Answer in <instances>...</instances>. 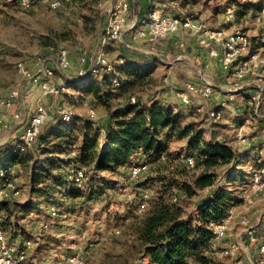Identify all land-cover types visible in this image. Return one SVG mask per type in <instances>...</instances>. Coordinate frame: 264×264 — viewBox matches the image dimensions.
Here are the masks:
<instances>
[{"label":"rangeland","instance_id":"374dc122","mask_svg":"<svg viewBox=\"0 0 264 264\" xmlns=\"http://www.w3.org/2000/svg\"><path fill=\"white\" fill-rule=\"evenodd\" d=\"M156 1L166 12H171L172 9L195 12V19L212 28L224 26L229 28V31L241 29L249 35L252 47L264 58V24L258 19L259 16L264 18V12L248 7L250 4L254 5L257 0H239L244 8H240V12L230 18L225 16L227 10L224 7L225 0H190L185 2V7H180L182 4H179L183 0H176L174 4L170 0ZM112 3L113 0H70L57 9H52L47 3L38 2L32 8L23 9L14 0H0V96H6L17 89L20 93L18 103L22 104L26 98L22 122L17 123L13 120L14 131L20 125H24L28 114L38 102H43L48 107L49 114L46 120L48 123L58 117L57 110L64 104L73 106L76 115L87 118H90L89 109L94 108L97 112L94 117L96 123L102 125L100 121H107L108 110L96 104L93 94L80 89H71L69 93L54 96L43 94L38 84H31L29 92L25 93L28 80L26 81L18 72L17 64L24 61L28 69L36 73L41 63L46 62L55 68L53 80L57 83L77 78L79 70L88 67V63L83 62L81 57L91 58L103 42L107 12ZM138 4V0H135L130 9L129 29L125 42L105 43L104 50L110 60L117 56H129L133 61L140 62L152 56L141 50L145 43L135 39L134 34L132 35L134 29H130ZM153 4L158 6L156 3ZM235 9L236 7H233L234 11ZM199 34V30H190L160 40L157 44V53L154 55L161 57L164 62L153 64L147 73L144 72L149 82L138 85L127 93L116 92L110 98V103L114 108L125 102L130 95H135L143 104L149 105L153 100L171 104L175 111L182 115L184 123L194 122L198 128L205 129V140L216 138L226 141L241 153L233 178L223 184L231 193L233 200V205L229 209V213L232 214L231 223L227 234L216 239L212 252L222 264H250V258L256 260V252L254 246L248 245L244 232L245 225L241 220L248 218L250 225H255L260 220L262 232L264 231V190L253 188V171L257 164L255 154L259 152V148L263 147L264 156V64L256 69L255 73L248 72L240 81L244 89L246 87L252 89L251 92H247L249 95L246 97L240 95L244 94V91L234 95L223 108L222 117L211 118L209 110L220 102L222 97L226 99L228 96L223 85L233 88L234 83L232 78L228 79V76H225L226 72L217 69L215 72L208 71V68L211 70L212 64L219 62L206 55L207 48L199 43ZM61 48H67L70 54L71 66L66 70L56 67ZM195 64L200 66V71L195 72ZM184 67L191 72L182 74ZM201 74H205L213 85L211 97L208 99L194 97L191 104H183L177 95L178 90L183 82L189 79L198 80ZM257 91L261 92L259 103L252 98ZM245 116L250 117L251 129L247 130L249 131L247 141H241L238 133L245 130L239 129L236 122H240V118L244 119ZM13 130L3 128L0 155L6 151L8 147L6 145L18 141L20 134L13 133ZM20 131L22 132L23 128ZM33 147L19 152L26 153L28 150L33 152L34 158L41 159L39 168L35 169L33 159L14 164L6 160L2 161L0 166L10 165L14 178L21 188L20 196L11 199L35 206L31 211L20 213L18 228L7 230L11 238L34 239L36 242L32 253L34 264H66L68 256L74 253H79L86 264L148 263L147 258L140 259V253L135 247L132 224L136 217L145 214L161 194L164 185L158 177L164 176L166 181L177 179L178 184H174L166 196L174 201L173 197L178 194L180 205L187 213L192 214L196 211L200 197L208 191L198 190L197 194L189 197L179 188L180 179H189L201 171V168H189L185 165L183 158L189 154L185 137H170L166 151L170 155L169 160L156 163L151 161L149 170L136 179L130 177L129 168L137 159H148L142 152L133 154L129 163L115 171L99 172L95 180L91 177L90 170L82 167L85 173L88 170V174L81 184L73 182L74 170L79 166L66 163V159L75 155L72 153L73 150L53 154L52 157L60 159L59 166L52 171H46L48 169L43 161L51 163V153L49 158L45 159L44 153ZM217 171L221 172L222 168H218ZM56 177L62 180L55 183ZM66 179L70 182H66ZM92 187H96L101 193L94 195L89 201H85L81 195L73 196V192L79 190L88 193ZM3 197L4 192L0 193V200ZM142 202L146 203V208L139 211ZM4 217L5 212L0 210V221H3ZM238 239L249 248V255L241 247V249L234 247V252L229 256L220 254L221 248L231 246ZM191 264L199 263L191 260Z\"/></svg>","mask_w":264,"mask_h":264},{"label":"trees","instance_id":"16d2710c","mask_svg":"<svg viewBox=\"0 0 264 264\" xmlns=\"http://www.w3.org/2000/svg\"><path fill=\"white\" fill-rule=\"evenodd\" d=\"M189 1L183 0L179 3L182 4L180 7H185V2ZM224 4L227 10L236 7V15L240 8H244L239 0H225ZM262 6L264 0H257L254 5H248L249 8L254 7L260 11L264 8H261ZM188 13L195 16V12ZM251 50L256 51L253 47ZM151 55L150 59L140 62L123 56V64L117 65L114 73L100 72L96 77L81 78L78 83L67 80L73 90L80 89L93 94L96 104L108 110L106 125H98L94 119L76 114L66 121L56 117L43 125L41 132L26 149L36 147L38 152L44 153L45 159L49 158L51 153V163L43 161L48 169L46 171H52L59 166L60 159L52 157L53 154L73 150L75 155L66 159V163L89 169L91 177L95 180L101 171H115L118 167L126 165L137 152L145 154L150 163L161 161L160 156L165 153L167 158L163 161H167L170 158L166 153L168 139L173 136L187 138L189 154L195 157L194 167L201 168V171L189 179H180L179 188L189 197L197 194L198 190L208 191L200 197L196 211L187 213L180 205L179 199L172 201L166 196L173 185L178 184L177 179L166 181L164 176L158 177L164 185L161 194L145 214L136 217L132 224L135 247L140 253V259H148V263L141 264H191V260L199 264H222L217 261L209 246L214 237L211 222L227 215L233 205L231 193L223 184L233 178L241 153L226 141L216 138L205 140V129L198 128L194 122L184 123L182 115L176 112L171 104L153 100L147 105L135 95H130L125 102L114 108L110 103V98L116 92L127 93L133 91L136 86L149 82L146 80L147 71L153 64L164 62L161 57ZM116 77L119 79L117 85L114 83ZM132 96L136 97L134 103L130 102ZM14 145V142L12 145H6L8 147L0 155V163L7 160L14 164L33 159L35 169L39 168L41 159L34 158L33 152L29 150L26 153L14 151ZM185 165L194 168L186 162ZM0 167L8 172L3 180L14 177V173L9 170L10 165ZM218 168H222V171H217ZM87 174L88 170L85 179ZM61 180L56 177L54 182ZM68 180L66 179V182H70ZM76 192H73V196H84L85 201L101 193L96 187H92L88 193H82L80 190ZM177 196L179 198L178 194ZM34 207L28 202L18 203L11 198L1 199L0 210L5 212L1 221L2 228L6 232L15 230L21 219L20 213L31 211ZM258 228V235L262 236V221Z\"/></svg>","mask_w":264,"mask_h":264},{"label":"built area","instance_id":"2783aa9c","mask_svg":"<svg viewBox=\"0 0 264 264\" xmlns=\"http://www.w3.org/2000/svg\"><path fill=\"white\" fill-rule=\"evenodd\" d=\"M21 8H32L38 2H44L52 9H57L63 3L70 0H14ZM135 0H113L110 9L107 12L105 35L102 44L92 54L91 58L86 56L81 57V60L88 63L86 69H80L77 78L75 77L73 83H78L81 78H87L90 76H96L100 72L114 73L117 65H122L124 62L123 56H117L114 60H110L104 50L105 43L108 42H125V36L129 29V12ZM151 3H155V0H149ZM172 4L176 3V0H170ZM175 6V5H174ZM234 10L229 8L226 11V17L233 16ZM264 12V8L261 13ZM133 25L130 29H134V38L145 43V46L141 49L148 55L157 53V43L170 37L180 30L190 31L199 30V43L208 49L209 54L212 57H218L221 66L228 72V79H231L234 83V87L230 88L223 85L226 99H222L213 108L209 110V116L214 119H219L223 115V108L229 103L234 95L246 90L244 86L240 84V81L246 76L248 72L255 73V70L262 67L264 64V58L259 51H252V43L249 35L237 29L235 31H229L228 28L221 26L212 28L203 24H197L194 22L195 18L193 14L186 12L183 9H178L175 14L166 12L159 6L152 5L149 9V16L139 21L138 17H134ZM264 24V18L259 16ZM138 23V25H137ZM184 43H181L183 45ZM128 46H130L128 44ZM131 47V46H130ZM71 66V59L69 50L67 48H61L59 51L56 67L61 70H66ZM18 72L26 79L25 93H28L31 84H38L43 91V94H51L58 96L61 93H69L71 88L70 82H55V68L49 66L46 62L41 63L38 71L32 73L24 61H19L17 64ZM119 79L116 77L114 83L117 85ZM261 87V86H260ZM213 93V85L205 74H201L198 80H186L182 87L178 90L177 95L183 104H191L194 97L208 99ZM20 93L17 89L12 90L6 96H0V124L3 116L10 115L17 123L22 122L23 115L25 113L24 104L18 103ZM258 103L261 100V92L257 91L252 96ZM130 102H136V97L132 96ZM58 118L61 120H70L76 112L73 106L64 104L58 108ZM96 110L94 108L89 109V116L94 119L96 116ZM48 107L43 102H38L35 108L28 114V118L24 123L23 131L20 133L18 141L13 146V150H25L30 146L33 140L41 132L43 125L48 118ZM251 124L250 117L245 116L243 121L239 124V129L245 130L242 133H238V137L241 141H247ZM75 154V151H72ZM256 168L253 171L254 183L253 188L255 190H264V159H263V147L259 148V152H256ZM166 154L163 153L160 156L161 160L166 159ZM184 161L190 166L194 167L195 157L192 154L184 156ZM150 168V162L147 160H139L132 162L129 168L130 177L136 179ZM10 172L13 170L10 167ZM7 170L0 167V193H5L3 198H15L20 196L21 188L16 182L15 178L7 177ZM73 180L76 184H81L85 180L84 168L78 167L74 170ZM118 185V183H117ZM7 190V191H5ZM12 196V197H11ZM179 198L177 195L173 197L174 201ZM146 208V203L142 202L139 211H143ZM53 214L55 212H52ZM232 214L228 213L220 220L211 222L214 237L210 240L209 246L213 250L216 239L224 237L229 229L231 223ZM244 227V232L247 237L248 245L254 246L256 252V260L250 258V264H264V234L258 235L260 220L255 225H250L248 218L241 220ZM119 233V230L116 231ZM36 242L33 238H25L18 240L9 237L8 233L2 228L0 221V264H34L33 262V250ZM242 248L249 255V248L245 247V243H241L239 239L231 246H226L220 249L222 256H229L234 252L233 248ZM240 248V249H241ZM212 252V251H211ZM255 257V256H254ZM66 264H86L84 258L79 253H74L67 258Z\"/></svg>","mask_w":264,"mask_h":264},{"label":"crops","instance_id":"0c3cea01","mask_svg":"<svg viewBox=\"0 0 264 264\" xmlns=\"http://www.w3.org/2000/svg\"><path fill=\"white\" fill-rule=\"evenodd\" d=\"M138 2H139V4H138V6L135 8V11H134V14H133V17H140V19H139V21H143L142 19H144V18H147L148 16H149V9L151 8V6L152 5H154L153 3H151L149 0H138ZM156 4H158V6L160 7V5H159V2L157 3V1L155 0L154 1ZM134 4H135V1H134ZM133 4V5H134ZM154 6H156V5H154ZM133 7V6H132ZM177 12V10H175V9H172V11L170 12L171 14H175ZM194 22L195 23H197V24H202V23H200L199 22V20L198 19H195L194 20ZM203 25H205V26H208V24H206V23H203ZM229 29V28H228ZM205 52L207 53L206 55L209 57V58H212L213 60H215V61H218L219 62V64H217V63H215V64H212L211 66H212V68H211V70L208 68V71H210V72H215V69H217V70H221L222 72H226V74H225V76L228 74V72L227 71H225L223 68H222V66H221V63H220V61L218 60V57H210V55H209V53H208V49H206L205 50ZM204 57H206V56H204ZM204 59H206V58H204ZM203 59V60H204ZM198 62V61H197ZM199 63V62H198ZM197 64V63H196ZM194 65L195 66V72H198V71H200V66H198V65ZM217 64V65H216ZM207 66H208V64H206ZM52 66V65H51ZM214 66V67H213ZM184 71H185V73H184ZM184 71H183V73L182 74H187L186 72H191L187 67H184ZM182 72V71H181ZM177 83H178V81H177ZM184 83V82H183ZM215 86V85H214ZM175 87H177V86H175ZM181 87H182V85H181ZM250 90H252V89H248V88H246V90H244V94H240V95H242V96H248L249 94L247 93V92H249ZM251 92V91H250ZM223 98V97H222ZM222 98H221V100H222ZM244 100H247V99H244ZM244 105V104H243ZM62 106V105H61ZM60 106V107H61ZM201 108L199 107L198 108V110H200ZM52 116H54L53 114H52ZM243 120H242V118H240V122H242ZM240 122H236L237 123V125H239L240 124ZM14 123V121H13V118L11 117V116H8V115H6V116H3V118H2V122H1V124H0V144H1V133H2V131H3V128H6V127H8V128H10V129H14L15 128V123ZM100 123H103L102 125H106V121H100ZM24 127V125L23 126H19V128L17 129V130H13V133H15V134H20L21 133V131H20V129L21 128H23ZM104 129L102 128V131H103ZM1 148V147H0Z\"/></svg>","mask_w":264,"mask_h":264}]
</instances>
